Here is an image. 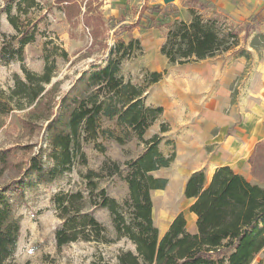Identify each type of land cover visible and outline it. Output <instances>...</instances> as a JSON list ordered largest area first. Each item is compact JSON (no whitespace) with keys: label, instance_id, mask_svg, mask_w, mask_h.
<instances>
[{"label":"trees","instance_id":"16d2710c","mask_svg":"<svg viewBox=\"0 0 264 264\" xmlns=\"http://www.w3.org/2000/svg\"><path fill=\"white\" fill-rule=\"evenodd\" d=\"M64 1L67 4L62 10L71 18L72 7L79 4ZM169 6L150 7L145 3L139 19L147 10L155 15ZM204 8L206 4L200 0H191V19H176L168 25L161 54L173 65H184L215 58L244 41L239 54L251 58L246 44L258 16L241 29L229 21L227 14L206 17L201 12ZM0 9L14 29L11 34L2 33L0 38L1 62H24L26 46L41 36L46 39L42 70L32 71L23 65L24 76L15 75L8 91L0 89V117L32 107V121L47 123L46 149L40 147L36 153L31 146L0 150V264H15L11 259L22 229L17 209L26 202L29 185H51L62 179L77 159L85 161L83 144L96 142L100 136L125 142L123 136L105 129L102 121H115L118 128L140 139L145 149L127 161L125 168L117 161L104 162L100 170L81 173L80 189L54 194L51 201L61 220L55 232L59 250L78 241L112 244L123 239L135 247L121 249L115 262L99 260L94 264H253L259 254H264V141L256 145L250 158L253 175L260 182L248 180L229 165L218 166L210 180L205 169L194 171L187 178L184 194L192 201L189 211L196 218V231L188 229L183 212L174 217L163 235L155 225L152 192L165 189L168 179L154 174L170 167L177 155L160 149L163 134L170 130L165 122L160 134L145 138L157 121H163L164 108L149 105L147 98L151 86L163 80L167 71L146 70L142 83H135L123 73L124 63L144 51L139 38L124 39L125 34L139 26L138 21L123 24L126 11L118 19L110 17L108 24L114 31L115 43L109 46L106 57L92 63L61 93V82L54 81L58 73L56 60H68L69 54L56 43L58 37L41 29V24L49 19L51 7L41 0H6ZM81 13L78 9L76 16ZM263 39L262 33L256 34L251 47L258 50ZM25 123L30 126L32 122ZM19 149L30 155L16 159ZM259 169L263 171L260 173ZM114 176L128 184L129 196L123 202L103 186L108 177ZM99 208L108 209L114 238L109 237L107 227L95 216L94 209ZM257 264H264V257Z\"/></svg>","mask_w":264,"mask_h":264},{"label":"rangeland","instance_id":"374dc122","mask_svg":"<svg viewBox=\"0 0 264 264\" xmlns=\"http://www.w3.org/2000/svg\"><path fill=\"white\" fill-rule=\"evenodd\" d=\"M6 0H0V6ZM51 7L48 21L41 24V29L49 31L56 38V43L65 48L69 54V59L57 57L58 73L54 81H60L61 93L66 92L69 86L83 70L89 69L94 62H101L106 57L109 46L115 43L114 31L109 28L104 0H74L79 7H72L71 18L62 10L66 6L64 0H41ZM147 3L150 7L157 5L167 6L164 0H131V11L125 24L139 22L132 33L124 35L126 41L131 36H142L144 40V51L142 55L127 60L123 65V73L127 78L135 83H142L146 70L167 71L165 77L178 74L183 71L184 65L173 67L168 59L160 52V45L167 33L170 23L176 19L190 20L189 5L191 0H174L167 8L161 12L151 15L147 10L142 18L134 17V13ZM206 4V8L201 10L206 17L221 14L211 3ZM82 13L76 16L77 10ZM224 14V13H222ZM151 17L155 19L152 20ZM230 17V22L234 26L244 29L251 19H235ZM118 19V18H117ZM136 20V21H135ZM156 21V23H155ZM255 30L252 31L250 41L256 34L264 32L261 29L263 23L256 22ZM146 30L154 31V34H146ZM14 29L8 21L7 14L0 9V38L2 33L11 34ZM145 33V34H144ZM244 32L242 33V36ZM148 36V39H146ZM46 39L39 37L34 43L26 46V58L24 62L13 61L9 64L0 61V89L8 91L15 81V75L24 76L23 65L32 71H41L44 66V43ZM142 42V44H143ZM248 48V47H247ZM257 50V49H254ZM240 50L236 49L224 53L208 61L205 70L216 71L215 78L209 81L203 80L194 84L193 94L198 101H212L218 95L227 97L230 95L231 105L241 102L247 105V101L254 97L253 91L259 79L260 69H264V39L259 44V48L254 52L257 57L247 58L240 56ZM239 63L245 66L236 78L226 87H223L221 80L223 75L239 67ZM191 66H188L190 68ZM174 70V71H173ZM176 70V71H175ZM164 77V78H165ZM261 80V79H260ZM159 82L158 87H163ZM154 89V88H153ZM151 91L152 95L156 92ZM202 99V100H201ZM30 108L25 110H15L11 114L0 117L2 127L0 128V150L13 146H31L32 152L36 153L40 147L47 148L46 126L44 121H32ZM243 119V118H242ZM31 121L30 126L25 122ZM165 122L170 126V130L163 134L165 139L160 145V149L170 154L176 152V159L168 168L157 171L154 175L168 179V184L163 190L152 192L154 209L153 216L155 225L163 235L169 228L170 222L176 215L183 212L190 231H196V218L190 213L189 207L192 203L185 197L184 189L190 172L205 166V170L210 180L211 168L221 162H236L244 164L250 168L247 155L250 156L254 141L248 142L246 138L239 140V133L246 132L248 121H238L234 123L222 121H157L146 133L145 138L149 139L155 134H160V126ZM40 125H43L41 128ZM105 129H112L115 135L123 136L124 143L118 142L114 138L100 136L96 142L83 144L85 161L77 159L73 169L56 183L48 185L33 182L26 188V202L18 207V215L22 217L21 237L18 248L11 261L15 264H94L99 260L115 262L121 249H134V245L126 240H120L112 244L97 242L78 241L68 244L62 250L57 248L55 232L61 224L55 206L51 198L61 190L80 189L82 187L81 173L89 169L100 170L104 162L117 161L125 168V163L140 155L144 149V143L133 134H127L117 127L115 121H102ZM225 127V128H224ZM231 128L230 136L227 134L221 138V132ZM245 134V133H244ZM238 136V137H237ZM236 138V139H233ZM241 139V138H239ZM168 140L170 142H168ZM29 150V149H28ZM21 153V154H20ZM30 152L19 149L16 159L28 157ZM198 164L192 165V162ZM51 165L50 162L47 163ZM235 164V165H236ZM47 165V166H48ZM263 170L259 169L261 173ZM253 182H257L253 173L249 177ZM109 194L118 201L123 202L129 196V187L121 177H108L104 183ZM95 216L103 223L107 229L109 237H115L114 226L111 215L106 208L94 209ZM190 218V220L188 219ZM191 225L195 226L194 228ZM264 254H259L253 264H257Z\"/></svg>","mask_w":264,"mask_h":264},{"label":"crops","instance_id":"0c3cea01","mask_svg":"<svg viewBox=\"0 0 264 264\" xmlns=\"http://www.w3.org/2000/svg\"><path fill=\"white\" fill-rule=\"evenodd\" d=\"M145 1L146 0H144V2ZM200 1L203 3H211L215 5V8L217 10L222 11V13L227 14L228 16H232L235 19H241V18L252 19L253 17L258 16L257 22H259V24L263 23L261 29L264 32V0H200ZM104 2H105L104 7L106 8L107 11L106 13L108 17L120 18L122 17L124 11H126L127 17L126 20L123 22V24H125V22L128 20L129 15L132 14L130 8L131 0H104ZM143 6L140 7L139 11H136V13L133 14L134 17H139L140 11ZM190 19H191V15H190ZM250 21L251 20H249L248 22ZM145 32H147L146 34H151V35L154 34V31L151 32V30H146ZM134 37L139 38L140 40L142 38V36H134ZM146 37H147L146 39H148V36ZM143 41L144 40H141V42ZM164 41H165V37L163 42ZM163 42L161 43V45L163 44ZM144 44L145 43L143 42L142 45L144 46ZM244 45L245 43L244 41H242L241 46L237 47L236 49H240L241 47H244ZM246 48L251 53V58L253 55L255 57L258 56L254 54V52L257 50H254V48L251 47L250 38L248 39ZM212 59L184 64L183 71H178L177 75L176 74L172 75L173 72H170L169 76L161 80L163 81L162 82L163 87H158L159 82L151 86V90L154 88L153 91L156 92V95L153 96L151 91H149L147 103L149 105L162 106L164 108L163 121H222V122H228L229 124L234 123V126L237 125L238 121H248L246 124L247 127L244 128L246 129V132H244L245 134L239 133L240 134L239 136H244V135L245 136L244 137L237 136L238 140L236 141L238 142L239 140H242V138H246L248 142L254 141V144L252 146V152L250 156L247 155L248 161L250 163V158L256 148V145L259 142L264 141V69H260L258 74L255 75L259 79L257 80V85L255 89L251 91L252 94H254V97H251L247 101V105H245V103L243 102L236 105H231L232 101L230 95L224 98L219 97L217 95L216 98L213 99V102L208 100L204 101L202 99H201L202 101H198L199 99H197V97L193 95L195 94L194 84L200 83L203 80L209 81L212 78H215L216 75L215 70H211V69L205 70L208 61ZM238 65L239 67L223 75L221 80V84L223 85V87H226L227 84H229L231 81H233L236 78V76L239 74L241 69L244 68L245 63H239ZM176 66L178 67L179 64L173 65V67ZM188 66L191 67L188 68ZM80 75L81 72L78 74L76 79H78ZM230 132H231V128L226 129V131L223 130L221 132L220 137L223 138V136L226 134L230 136L231 135ZM236 162L237 161L235 162L227 161V162H221L220 164H215L211 168V174L218 166L229 165L236 172L244 175L248 180L252 181L249 178L250 174L253 173L252 164L250 163V168H249V167H245L244 164H240V163L236 164ZM192 163H193L192 165L198 164L195 161ZM201 169H205V166H202L200 168L191 171L190 174L193 173L194 171ZM257 182L260 181L257 179ZM191 227L194 228L195 226L191 225Z\"/></svg>","mask_w":264,"mask_h":264},{"label":"water","instance_id":"95a60500","mask_svg":"<svg viewBox=\"0 0 264 264\" xmlns=\"http://www.w3.org/2000/svg\"><path fill=\"white\" fill-rule=\"evenodd\" d=\"M174 0H164V3L168 5L169 3L173 2Z\"/></svg>","mask_w":264,"mask_h":264},{"label":"bare ground","instance_id":"6f19581e","mask_svg":"<svg viewBox=\"0 0 264 264\" xmlns=\"http://www.w3.org/2000/svg\"><path fill=\"white\" fill-rule=\"evenodd\" d=\"M190 220V218H188Z\"/></svg>","mask_w":264,"mask_h":264}]
</instances>
